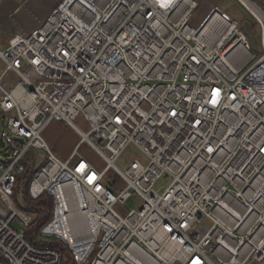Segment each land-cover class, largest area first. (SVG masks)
<instances>
[{
	"label": "built area",
	"instance_id": "2783aa9c",
	"mask_svg": "<svg viewBox=\"0 0 264 264\" xmlns=\"http://www.w3.org/2000/svg\"><path fill=\"white\" fill-rule=\"evenodd\" d=\"M247 1L258 56L217 5L191 26L197 0H61L9 38L0 83L18 81L0 84V264L61 263L26 237L33 217L13 199L39 154L28 192L51 201L39 237L74 264H264V0ZM51 123L77 137L66 159L44 137ZM129 146L145 162L122 171ZM133 196L138 208L117 209Z\"/></svg>",
	"mask_w": 264,
	"mask_h": 264
},
{
	"label": "rangeland",
	"instance_id": "374dc122",
	"mask_svg": "<svg viewBox=\"0 0 264 264\" xmlns=\"http://www.w3.org/2000/svg\"><path fill=\"white\" fill-rule=\"evenodd\" d=\"M55 0L51 1L54 3ZM61 0H58L57 3L54 5V7H56L58 5V3H60ZM199 7L198 9L194 12L192 18L189 21V24L193 27H197L201 20L206 16V14L208 13V11L215 5L219 6L222 11H224L225 13H227L229 16H231L233 19L237 20V21H246L247 23L252 25V30L256 39V43H257V50L256 51H252V53L255 56H258L259 52L261 51V47L259 44V30L258 27L256 26V24L254 23V19L249 15V13L247 12V10L244 8V6H246L247 8H249L242 0H197ZM244 6H243V5ZM18 9H24L21 8L19 6H17ZM54 9V8H53ZM250 9V8H249ZM33 19L34 21L38 22L40 20V17L38 15V13H33L30 16V20ZM9 39L7 38V36H5L4 33L0 32V49H1V44L2 42H7ZM8 81L11 82V84L16 83L18 81V79L12 74L9 73L6 76V81L5 83H7ZM74 123L80 127L81 129H84V123L81 117H78ZM49 135V139L52 141V144H50L48 141V145L51 149V151L59 158H61V152H63V150H66V148H63L68 142H69V129L65 128L62 131H50L48 133ZM4 147L1 146V150H3ZM88 149L85 146H82L81 151L85 152V154L88 155L89 159L94 163L95 167L97 169H103V163L102 161L96 157L95 155H93L92 153L87 151ZM63 159V158H61ZM137 159L140 162L144 163L145 162V158L144 156L134 147V146H129L124 153L122 154L121 158L116 162V166L120 169V170H125V168L127 167L128 163L131 162L132 160ZM171 182L170 178H161L158 183L156 184L155 190H159V188L161 187H167ZM16 192H20V190H16ZM17 194V193H16ZM140 205V201L138 199L137 196H133L132 198H130L129 200L126 201V204L122 207H118L117 209L120 210L122 213L128 212L132 209H136L138 208V206ZM14 227L19 229L20 225L18 224V222H16L14 224Z\"/></svg>",
	"mask_w": 264,
	"mask_h": 264
},
{
	"label": "crops",
	"instance_id": "0c3cea01",
	"mask_svg": "<svg viewBox=\"0 0 264 264\" xmlns=\"http://www.w3.org/2000/svg\"><path fill=\"white\" fill-rule=\"evenodd\" d=\"M51 1L53 0H0V32L4 33L8 39L15 33L28 34L30 31L40 26L46 20L58 0H55L54 3ZM17 6L24 9H18ZM33 13H38L40 17V19L38 20L40 21L36 22L33 19L30 20V16ZM6 44L7 42H2L1 49H4L6 47ZM4 69V63L0 59V76L2 75ZM9 73H7L6 76ZM13 75L17 78L15 74ZM6 76L0 84L5 89H10L14 85V83L11 84L10 81L5 83ZM2 95L3 93L0 89V103L2 101ZM65 128L68 127L64 124L51 123L44 131V137L46 141L52 144V141L48 136V133L50 131H62ZM68 139L69 142L63 147L66 148V150H63V152H61V158L63 159H66L70 156L77 140V137L70 129Z\"/></svg>",
	"mask_w": 264,
	"mask_h": 264
},
{
	"label": "trees",
	"instance_id": "16d2710c",
	"mask_svg": "<svg viewBox=\"0 0 264 264\" xmlns=\"http://www.w3.org/2000/svg\"><path fill=\"white\" fill-rule=\"evenodd\" d=\"M242 23L247 22L242 21ZM249 25L252 27L251 24ZM32 155V153H29L27 159L32 158ZM37 171L38 170L35 169L32 161L25 164L24 172L17 178L16 190H20V192H15L13 196L18 209L30 214L33 217V223L25 229V235L36 245H50L58 248L62 255L60 264H74L67 247L55 241H42L39 237V230L47 223L51 216V201L47 196H42L39 199H32L30 197L28 187Z\"/></svg>",
	"mask_w": 264,
	"mask_h": 264
},
{
	"label": "water",
	"instance_id": "95a60500",
	"mask_svg": "<svg viewBox=\"0 0 264 264\" xmlns=\"http://www.w3.org/2000/svg\"><path fill=\"white\" fill-rule=\"evenodd\" d=\"M241 28L246 33L252 50L256 51L257 50V43H256V39H255V36H254V33H253L251 26L248 23H243ZM42 158H43L42 154L37 155L36 164H35L36 169H38L40 167V165L42 163Z\"/></svg>",
	"mask_w": 264,
	"mask_h": 264
},
{
	"label": "bare ground",
	"instance_id": "6f19581e",
	"mask_svg": "<svg viewBox=\"0 0 264 264\" xmlns=\"http://www.w3.org/2000/svg\"><path fill=\"white\" fill-rule=\"evenodd\" d=\"M252 11H253V9H252V7H251V5L248 3V1L247 0H242Z\"/></svg>",
	"mask_w": 264,
	"mask_h": 264
},
{
	"label": "snow or ice",
	"instance_id": "6c2138e0",
	"mask_svg": "<svg viewBox=\"0 0 264 264\" xmlns=\"http://www.w3.org/2000/svg\"><path fill=\"white\" fill-rule=\"evenodd\" d=\"M195 264H199V262H198V261H196V262H195Z\"/></svg>",
	"mask_w": 264,
	"mask_h": 264
}]
</instances>
